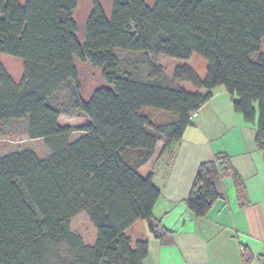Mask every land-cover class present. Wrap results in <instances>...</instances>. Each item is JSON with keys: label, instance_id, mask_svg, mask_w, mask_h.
Returning a JSON list of instances; mask_svg holds the SVG:
<instances>
[{"label": "trees", "instance_id": "16d2710c", "mask_svg": "<svg viewBox=\"0 0 264 264\" xmlns=\"http://www.w3.org/2000/svg\"><path fill=\"white\" fill-rule=\"evenodd\" d=\"M77 7L78 0H0V53L24 61L19 81L0 63V124L29 116V138H44L52 148L46 158L32 150L0 156V264H143L149 242L133 243L126 233L139 220L161 244H172V233L153 215L161 190L140 168L160 141L163 152L179 144L218 86L247 122L257 117L255 143L264 151V0H157L154 7L112 0L109 13L94 0L83 41ZM117 48L182 60L198 55L207 74L202 79L178 65L169 82L163 73L148 81L119 75ZM76 60L103 70L106 84L88 100L79 94ZM68 81L76 106L91 120L73 142V128L59 123L62 111L50 103ZM142 107L172 112L177 120L155 125ZM226 176L243 202L244 185L229 155L216 153L201 163L186 199L197 219L224 197L219 186ZM84 211L97 229L94 245L71 229Z\"/></svg>", "mask_w": 264, "mask_h": 264}, {"label": "crops", "instance_id": "0c3cea01", "mask_svg": "<svg viewBox=\"0 0 264 264\" xmlns=\"http://www.w3.org/2000/svg\"><path fill=\"white\" fill-rule=\"evenodd\" d=\"M192 122L173 150L163 152L164 142L158 143L144 175L152 174L161 190L153 215L172 233L173 243L161 244L145 221L137 239L149 242L143 264H264V151L255 143L257 117L247 122L235 111L232 95L218 86L192 115ZM220 152L229 155L241 177L244 200L239 198L232 177L226 176L219 186L224 197L216 200L205 217L197 219L186 199L201 163ZM138 222L127 230H133ZM133 235L129 236L135 243Z\"/></svg>", "mask_w": 264, "mask_h": 264}, {"label": "rangeland", "instance_id": "374dc122", "mask_svg": "<svg viewBox=\"0 0 264 264\" xmlns=\"http://www.w3.org/2000/svg\"><path fill=\"white\" fill-rule=\"evenodd\" d=\"M94 0H78V7L74 13V18L78 22V36L81 41L84 40L85 25L88 15L92 8ZM107 13L112 7V0H99ZM145 3L154 7L157 0H144ZM261 50L264 51V40L262 41ZM115 54L118 57L119 64L116 73L119 75H130L137 80L148 81L152 79L155 73L164 74L165 82L173 79L174 70L178 65H188L197 71L199 76L204 79L207 74V61L198 55H193L188 60L177 59L166 55H147L143 51H132L117 48ZM257 53L254 54V58ZM79 69L80 96L88 100L92 92L105 84L103 70L93 67L89 62H81L76 60ZM0 63H2L8 72L17 81L22 79L24 72L23 59L5 53H0ZM152 66H155L154 69ZM189 92H197V89L186 82H175ZM204 92V90L202 91ZM76 93L74 82L68 81L50 98V103L60 108L62 111L59 123L61 125H70L73 128L69 136V142L77 140L82 131L79 130L83 125L88 124L91 120L76 106ZM141 111L149 115L155 125L170 124L177 120V115L152 107H142ZM29 116L22 119L4 120L0 124V156H6L12 153L32 150L40 158H46L52 153V148L44 138L31 139L28 136ZM151 162L140 170L143 176L146 170L151 167ZM145 221L138 222L133 230H127L128 235H133L134 231L137 235H133L134 240L139 239L144 231ZM71 229L78 233L86 244L94 245L97 238V229L91 222L89 213L84 211L71 220Z\"/></svg>", "mask_w": 264, "mask_h": 264}, {"label": "water", "instance_id": "95a60500", "mask_svg": "<svg viewBox=\"0 0 264 264\" xmlns=\"http://www.w3.org/2000/svg\"><path fill=\"white\" fill-rule=\"evenodd\" d=\"M198 195H200L202 193V191L200 190V188L197 189Z\"/></svg>", "mask_w": 264, "mask_h": 264}]
</instances>
